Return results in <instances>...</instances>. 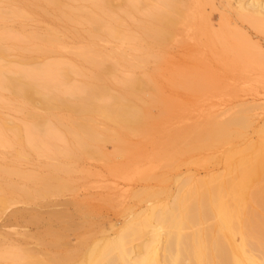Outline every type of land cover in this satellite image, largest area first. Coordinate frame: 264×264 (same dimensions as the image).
I'll return each mask as SVG.
<instances>
[{
	"label": "rangeland",
	"instance_id": "1",
	"mask_svg": "<svg viewBox=\"0 0 264 264\" xmlns=\"http://www.w3.org/2000/svg\"><path fill=\"white\" fill-rule=\"evenodd\" d=\"M67 1L65 9L70 6L71 10L77 11L76 14L81 8L90 10L86 0ZM157 1L140 0L137 10L125 13L126 0H113L115 16L122 19L126 33L137 36L138 23L146 17L147 8ZM43 2L0 0V35L3 36L0 40V66L11 68L12 71L6 69V77L10 75L20 77L21 81L38 83L42 89L40 97H33L34 106L28 107L10 89L0 88V124L3 125V137L0 138V173L3 174L0 176V197L3 198L0 201V264H54L23 261L31 257L42 260L54 254L55 248L45 230L56 229V212L67 213L68 218H62L63 222L59 220V225L64 223L68 227L69 232L64 235H69L66 234L65 239L70 247H75L81 235L90 239L113 237L136 211H145L150 205L156 210L165 204L173 205L176 196L201 187L200 183L211 174L222 172L226 152L243 144L245 139L255 140L256 129L264 123V72L253 68L259 58L264 57V24L255 26L238 20L231 13L232 7L236 14V1L195 0L188 8L198 23L212 31L224 29L222 39L232 48L213 44L203 34H190L188 38L178 36L168 51L158 53L162 60L149 57L147 62L136 45L135 48L132 46L133 39L106 35L103 30L91 38V27L80 21L83 19L75 22ZM48 33L57 37V44L42 53L39 51L43 44L41 39ZM196 48L199 56L207 62H228L231 65L214 70L184 67L182 61L190 60L185 57L186 52ZM94 49L96 54L92 52ZM79 50L84 51V55H98V61L105 64L106 71L111 69V73L107 71L105 82L114 94L119 92L117 86H120L121 78L135 75L144 80L147 77L145 72H155L153 81L160 96L159 102L150 107L151 115L156 116L167 106L171 118L158 122L150 134L143 135L144 138L148 136L146 143L140 136L142 145L139 137L130 136L133 140L128 136L124 138V141H132L129 144L133 148L146 147L142 153L134 148L135 154H141L129 152V144L125 147L127 149L123 147L126 151H120L116 143L109 141L79 155L73 138L75 134L67 132L66 122L58 124L49 120L45 123V120L37 130L26 116L34 109L40 114L46 113L41 95L55 93L65 101H73L84 94L76 86L90 80L93 71L91 64L84 59L87 54L82 57L80 53L83 52L79 53ZM154 50L156 53L160 51ZM54 62L69 68L63 84L52 70L53 73L48 70ZM44 80L55 81V87L46 88ZM147 90L151 92L145 88L143 92L146 91L144 95H147L144 99L150 97ZM246 107L252 123L235 126L243 137L213 140V133L207 125L226 121ZM100 122L98 126L104 129L105 123ZM200 132L202 135L199 136ZM172 142L182 148L174 150ZM54 175L62 181L61 186L57 187V182L51 179ZM6 183L15 184L17 189L2 190ZM24 187L31 194L26 196L19 191L18 188ZM68 214L73 216L69 218ZM236 241H240L239 237Z\"/></svg>",
	"mask_w": 264,
	"mask_h": 264
},
{
	"label": "bare ground",
	"instance_id": "2",
	"mask_svg": "<svg viewBox=\"0 0 264 264\" xmlns=\"http://www.w3.org/2000/svg\"><path fill=\"white\" fill-rule=\"evenodd\" d=\"M42 1L68 15L66 16L68 19H74L76 22V19L81 18L83 20L80 21L87 22L91 27L89 28L91 38H95L103 30L106 31V35L133 39L135 42L132 46L134 47L135 44L136 49L143 53L144 62L149 57L161 59L158 53L168 51L172 41L177 40L178 36L188 38L190 34L200 33L213 44H220L223 48L230 46L232 48L230 43L222 39L224 29L212 31L213 29L210 27L209 29L208 26L194 20L195 15L190 14L188 8L190 2L194 1L195 3V0H156V3L147 8V14L143 21L138 23L139 34L137 36L125 32L122 19L120 16H115L113 0H86L90 4V10L86 11L81 8L79 14L75 13L76 10L75 12L71 10L70 6L69 9H65L67 0ZM235 1L237 3V9L234 6L237 10L236 14L231 7L233 12L229 11V15L231 12L237 16L238 20L241 19V22L245 21L250 25L264 24V0H230L232 3ZM126 3L124 12L133 13L139 8L140 0H126ZM228 8L230 9L229 6H227ZM2 38L3 36L0 35V40ZM41 40L43 44L39 47V51L42 53L56 47L57 37L54 34L48 33ZM181 41L183 42V40ZM87 46L86 48H88ZM155 48L160 51L156 53ZM81 51L79 50V53ZM82 52L80 56L84 57L87 53L84 55V51ZM92 52L93 54L97 53L95 49ZM88 54L86 57H89L84 59L91 64L93 75L81 86H76L84 94L82 95L80 92V97H74L73 101H65L55 93L44 97L41 95L42 99L40 98V100L46 113L40 114L33 108L34 111L29 110L26 115L34 128L37 129L45 120V123L49 120L58 124L66 122L67 132L75 134L73 138L77 142L79 155H85L92 150L91 148L97 149L103 142L109 141L116 143L118 150H124L132 142L127 139V142L124 141L125 137L128 136V139L130 136L139 137L137 139L140 140L143 135L150 134L158 122L171 118L167 106L161 108V112L159 111L156 116L155 114L151 115L150 107L159 102L160 96V91L153 81L155 72H145L147 75L143 72V76H147L144 77V80L143 77L141 79L140 76L134 74L131 78H121L120 86H117L119 92L114 94L109 91L110 88L105 82L108 71V69L106 71L105 64L98 61L100 60L98 55L96 57V55ZM199 55L197 48L186 52L185 57L190 60L182 61L184 67L214 70L217 67L231 65L228 62H207ZM259 59L253 68L264 72V57ZM139 66L141 65L139 64ZM6 69L0 66V88L10 89L15 96L22 98L25 106H34L33 97L36 95L40 97L41 84L23 81L24 76L21 77L22 81L19 79L20 77L14 78L10 75L6 77L4 74ZM7 70L12 71L11 68ZM48 70H50L49 72L52 70L62 84L66 81L69 68L64 67L60 62L52 63ZM110 71L111 69L108 72ZM55 81L44 80L47 82L44 85L51 89L55 87ZM145 88L151 90V92L147 90L150 95L148 100L144 99L147 95H144L146 91L143 92ZM161 96L163 99L161 97L160 100L165 101V97L162 94ZM248 116L246 107L226 121L210 122L207 129L210 128L209 130L212 131L213 140L219 141L224 137L242 138L243 135L235 126L239 124L249 126L252 122ZM100 121L106 124H104L106 128L102 129L98 126ZM2 128L3 125L0 124V138L3 137ZM36 129H34L35 132ZM200 135H202L201 132ZM256 135L255 140L245 139L243 144L228 150L225 156V169L222 172L211 174L204 183H200L201 187L187 190L181 196H176L173 205L165 204L159 210L150 205L152 207L149 206L145 211L132 213L131 218L123 223L113 237L90 239L87 235H81L78 244H75V247H70L65 236L67 233L64 235V232H69L66 230L68 227L63 225L64 223L59 225V220L63 222L61 219L67 217V213L58 212L57 214L56 212L54 214L55 220L58 222L56 229L47 228L45 230L50 235V244L55 248L54 254L42 260L31 257L23 262H52L54 264H264V123L256 129ZM143 138L144 136L141 139ZM143 140H140V144H143ZM172 143L174 150L182 148L175 142ZM129 145L127 147L129 149L125 148L129 152L139 149L138 151L142 153V150L144 151L146 148L135 146L134 149L131 144ZM141 153L139 152V154ZM130 154L132 158V152ZM133 154H135L134 151ZM65 155L69 156L68 153ZM19 156H22L20 152ZM5 172L8 171L5 170ZM1 174L0 176L3 177ZM51 179L57 182V187L62 185V181H59L55 175ZM4 187L2 190L17 189L13 183ZM18 189L26 196L31 194L26 187ZM44 194H47V191ZM0 201H3V198L0 197ZM71 216L69 215V218ZM52 222L50 225H53ZM77 226L79 227V225ZM237 237L240 239L239 242L236 241ZM140 239L142 240L140 241ZM137 240L139 242L135 243Z\"/></svg>",
	"mask_w": 264,
	"mask_h": 264
}]
</instances>
